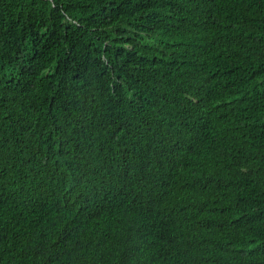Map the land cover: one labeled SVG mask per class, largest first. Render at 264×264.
Returning <instances> with one entry per match:
<instances>
[{
    "label": "trees",
    "instance_id": "1",
    "mask_svg": "<svg viewBox=\"0 0 264 264\" xmlns=\"http://www.w3.org/2000/svg\"><path fill=\"white\" fill-rule=\"evenodd\" d=\"M0 264H264V0H0Z\"/></svg>",
    "mask_w": 264,
    "mask_h": 264
}]
</instances>
